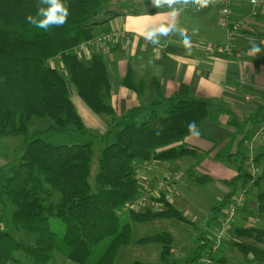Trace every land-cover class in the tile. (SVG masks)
<instances>
[{"label":"trees","instance_id":"16d2710c","mask_svg":"<svg viewBox=\"0 0 264 264\" xmlns=\"http://www.w3.org/2000/svg\"><path fill=\"white\" fill-rule=\"evenodd\" d=\"M62 2L69 9L67 22L45 31L27 20L30 15L36 17L38 6L47 7L40 0H0V139L25 138L14 160L0 167V264H51L56 255L73 264H115L120 250L132 244H158L160 262L172 264L170 232L134 240L133 227L162 219L187 225L191 222L172 205L165 188L158 196L150 197L149 207H129L141 195L137 165L185 157L195 160L193 166L201 163L210 151L180 143L211 117L213 108L231 112L212 100L186 95L166 98L158 92L156 100L141 103L116 119L103 55L93 52L87 66L80 54L70 52L108 33L109 22L126 13L112 10L110 0ZM56 59L60 67L52 64ZM121 84L143 102L145 84L131 68ZM72 87L95 114L111 118L104 136L89 131L71 99ZM35 118L49 119L51 123L32 132L29 125ZM230 122L243 136L238 144L248 146L253 133L264 126V104L243 124L234 117ZM66 134L88 137V141L66 145L48 139ZM96 142L102 147L94 186L85 191L92 176ZM228 157H241V162L236 176L224 182L230 191L211 209L210 225L218 221V215L252 179L243 166L248 156L239 147ZM254 161L262 171L251 188H259L264 182V138ZM211 180L209 176L195 178L202 185ZM55 192L59 197L53 201ZM257 202L263 212L264 192L257 195ZM7 203L11 206L9 213ZM245 204L244 212L248 210ZM54 219H59L57 227L37 233L31 244L12 234L13 229ZM206 233H199L197 254L186 264H194L203 252H210L213 238L209 240ZM229 234L243 258L238 264H264V228L235 227ZM248 239L252 242H246ZM17 252L28 258L26 263L15 256Z\"/></svg>","mask_w":264,"mask_h":264},{"label":"crops","instance_id":"0c3cea01","mask_svg":"<svg viewBox=\"0 0 264 264\" xmlns=\"http://www.w3.org/2000/svg\"><path fill=\"white\" fill-rule=\"evenodd\" d=\"M136 1V4L125 3L128 7H119L120 3H112V0L109 2L112 10L126 14L109 22L108 33H124V38H113L104 44L86 48L83 52L87 61H84L83 52L80 53L87 66L93 52L103 55L111 82V104L116 119L141 103L156 100L158 92L166 98L186 95L212 100L231 112H219L217 107L213 108L211 117L180 143L211 151L201 163L193 166L195 160L191 157L157 161L152 163L150 170L143 169L139 180L141 194L159 186L165 188V194L172 205L191 224L155 220L137 225L139 228L136 236L134 225L133 239L168 231L173 238L172 264H186L189 258L197 254L196 241L201 231L207 232L209 240L213 238L218 225L217 222L210 225L211 209L230 191L224 182L237 174L234 166L225 165L216 157L222 149L221 153H235L243 138L239 128L231 124V118L243 124L264 104V11L260 10L257 16H253L254 9L248 0H235L232 20L243 19L245 25L229 40L226 30L219 26L218 11L198 14L190 8L191 0H174L172 3L169 0ZM161 28L168 29L167 33L160 32ZM153 31L156 35L149 39L148 33ZM209 43L228 45L231 52L226 53L220 48L207 52L203 46ZM253 43L260 48V52H252ZM52 64L60 67L58 59ZM129 68L145 84L143 102L121 84ZM71 94L89 131L97 136L105 135L111 118L95 114L78 96L75 87H72ZM200 176H209L212 180L202 185L195 181ZM249 202L248 195L245 205ZM239 213H244L243 209ZM237 226L243 227L240 222ZM232 240L229 234L216 253L222 259L217 264L241 262L224 258V250H234ZM160 252L161 246L158 244H132L120 250L115 264H132L136 261L162 264ZM204 254L206 252L202 256ZM51 264L73 263L56 255Z\"/></svg>","mask_w":264,"mask_h":264},{"label":"rangeland","instance_id":"374dc122","mask_svg":"<svg viewBox=\"0 0 264 264\" xmlns=\"http://www.w3.org/2000/svg\"><path fill=\"white\" fill-rule=\"evenodd\" d=\"M149 1H155V0H140L139 2H149ZM136 2H137L136 0H112V3H120L119 7H121V6L128 7L129 5H127L125 3L136 4ZM84 54H85V52L82 53L84 61H87V58L84 57ZM62 73L65 76L68 75V72L65 69L62 70ZM71 96H72V94H71ZM50 123L51 122L49 119L35 118L31 121L29 126H30V130L33 132L36 129H45L46 127H48V125H50ZM48 139L54 143L66 144V145L83 144V143H86L88 141V137H81V136L78 137L74 134H66V135H60V136L54 135V136L49 137ZM24 143H25V138L21 137V136H16V137L10 136V137L1 138L0 139V167L5 166V165L7 166L8 164H10L14 160V157L16 155L17 150L20 147H22L24 145ZM260 144H261V140H259L257 142L256 148H255V154H257V150H258ZM217 145H219V144H217ZM101 147H102L101 143H99V142L95 143V154H94L93 161L91 164L92 176L87 180V182L84 186L85 191L86 190L88 191V189H90L94 186V176L97 172V165H98L97 164V157H98V153H99V150ZM239 148H240V151L242 153L247 155L248 148L245 144H242L241 146L239 145ZM222 151H223V149L220 151V153H218V159L221 162H223L225 165L234 166L237 169V165H239L241 162V157H231L229 160V157H228L229 153L228 152L227 153H221ZM243 166H244V169L247 171H250L252 169L251 168L252 163L247 158H246ZM260 192H264V182L261 184V186L259 188H253L252 187L249 190V192L247 194V199H248V195L250 197V202L247 206L248 210L244 213H238L235 216L233 223L231 224V227H233V226H234L233 228L239 227L237 225H239V222H240V226H243L246 228H249V227L264 228V211L261 212L259 210V204L257 202V195ZM58 197H59L58 193L55 192L52 200L56 201L58 199ZM6 207H7V212L9 213V211L11 210L10 204L7 203ZM61 218L63 219L64 217H61ZM58 221H59V219H54V220L47 222V223L30 224L27 226L26 229H20V230L13 229L12 234L18 240H20L26 244H31L34 241L37 233L44 231L46 229H49V228H56ZM138 228L139 227H137V225H135L134 236L138 235V231H137ZM246 242H252V240L248 239V240H246ZM233 249H234L233 251L232 250H224V253H225L224 258L228 259L227 261H235L236 263L238 261H243V258L241 256L240 252L237 250V248L233 247ZM195 253H197V252H195ZM15 256L19 260L23 261V263L27 262L28 258L24 254L17 252L15 254ZM217 258H218V255L215 253L213 256L215 264H217ZM236 259H239V260H236Z\"/></svg>","mask_w":264,"mask_h":264},{"label":"built area","instance_id":"2783aa9c","mask_svg":"<svg viewBox=\"0 0 264 264\" xmlns=\"http://www.w3.org/2000/svg\"><path fill=\"white\" fill-rule=\"evenodd\" d=\"M249 4L254 9L253 16H257L260 10L264 11V0H248ZM235 0H212L207 6H201L197 3H194L191 0L189 6L193 9L194 12L198 14H203L208 11H218L219 12V26L226 30L228 39L231 40L233 34L235 32L240 31L244 25L245 21L240 19L238 21H233V6ZM124 33H108L105 35L98 36L97 38L85 42L78 46L76 49L72 50L70 53L72 54H80L81 52L85 51L86 48L90 46H97L108 42L113 38H124ZM204 50L207 52H213L214 50L220 48L226 53L231 52V48L228 45H218L215 43H209L206 46H203ZM264 127L258 128L252 135L251 140L249 141L248 145V153L247 159L252 163V169L249 171L251 175V182L248 184L247 187L242 189L238 194H236L227 205V207L218 215L217 221V229L213 233V241L210 252L204 254L197 262V264H213V255L218 252V250L222 247V244L227 237L230 229H232L231 224L233 223V219L236 214L242 209L244 204L247 201V194L248 190L253 185L255 179L261 174L262 169L258 167L254 161L255 156V148L257 142L264 138ZM154 163V162H152ZM152 163H140L137 165L136 168V175L140 180L142 175L143 169H151ZM164 190L163 187L159 186L153 190H147L144 194H141L139 197L136 198L134 202L130 204V208L135 210H142L150 206V197L151 196H158ZM152 205V204H151ZM156 208V206H154Z\"/></svg>","mask_w":264,"mask_h":264},{"label":"clouds","instance_id":"9594fccd","mask_svg":"<svg viewBox=\"0 0 264 264\" xmlns=\"http://www.w3.org/2000/svg\"><path fill=\"white\" fill-rule=\"evenodd\" d=\"M159 2V0H157ZM174 2V0H169V3ZM201 6H207L212 0H193ZM41 5H47V7L38 6V11L36 17L28 16L27 20L36 25V27L47 31L50 27L62 26L67 22L69 16L68 7L62 2V0H40ZM40 17V19H37ZM168 29L161 28L160 32L167 33ZM156 35V32H149L148 38L151 39ZM251 43V42H250ZM185 44H188V40H185ZM72 51V50H71ZM252 52H260V48L253 43ZM72 54V53H71ZM191 127V126H190Z\"/></svg>","mask_w":264,"mask_h":264}]
</instances>
